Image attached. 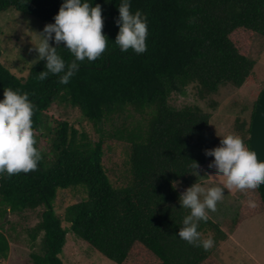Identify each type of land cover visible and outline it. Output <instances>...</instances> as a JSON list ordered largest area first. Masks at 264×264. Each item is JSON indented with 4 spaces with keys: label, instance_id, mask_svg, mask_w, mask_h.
<instances>
[{
    "label": "trees",
    "instance_id": "trees-1",
    "mask_svg": "<svg viewBox=\"0 0 264 264\" xmlns=\"http://www.w3.org/2000/svg\"><path fill=\"white\" fill-rule=\"evenodd\" d=\"M121 2L92 0L102 9L107 47L97 60L80 62L68 84H60L53 74L40 80V71L46 70L42 59L26 78L0 60V98L6 88L28 93L35 105L34 146L39 149V139L45 137L52 154L47 159L41 153L35 171L0 175V226L9 213L43 207L29 230L32 245L38 238L41 244L31 253L33 264H65L61 253L69 231L117 264H219L212 249L194 247L177 234L189 211L181 207L179 196L195 179L189 182L195 175L192 165L195 161L205 177L214 159L205 149L218 146L220 138L210 129V113L197 105L177 108L169 97L189 84L205 95L228 83L243 86L255 66L251 46L264 36V0H130L133 12L139 9L147 16V50L142 54L121 52L115 44ZM61 3L0 0V13L15 9L46 24L54 22ZM57 51L66 62L73 59L63 42ZM258 99L249 121L242 120L237 128L249 148ZM54 104L79 109L98 138L68 119L52 121L47 111ZM131 111L144 120L130 122ZM115 117L121 122L110 135L130 148L131 180L123 187L113 184L104 165V122ZM66 189L82 191L84 197L69 204L62 218L55 200ZM236 193L241 202L234 227L264 212V184ZM250 199L255 207L248 206ZM198 231L202 238L210 231L218 235L216 241L228 238L210 217L199 223ZM9 250L0 230V264Z\"/></svg>",
    "mask_w": 264,
    "mask_h": 264
},
{
    "label": "rangeland",
    "instance_id": "rangeland-1",
    "mask_svg": "<svg viewBox=\"0 0 264 264\" xmlns=\"http://www.w3.org/2000/svg\"><path fill=\"white\" fill-rule=\"evenodd\" d=\"M45 23L37 17L21 13L15 9H8L0 13V50L1 62L17 77L26 78L30 69L40 60L37 57L33 44L39 42ZM33 43V44H32ZM51 43V41H50ZM251 57L255 60V66L249 79L241 87L233 84H226L212 94H202L194 84H189L181 91H174L169 97L170 103L177 107L197 105L203 111L210 113V129L221 139L220 136L235 134L241 137L238 125L242 120L249 121L254 108L255 101L264 90V36H257L251 46ZM132 112V111H131ZM129 121L142 119L141 114L134 111ZM48 117L54 121L56 118L68 119L78 128H84L98 138L93 125L84 117L77 108L65 104H54L47 111ZM116 117L104 122V132L106 139L104 165L110 175L113 184L117 187L126 186L131 180L129 166L130 148L127 142L110 135L115 126L120 125ZM39 150L45 158H52L50 152V141L45 137L39 139ZM206 179L201 173L190 178L191 184L200 183L204 186H214L221 183L224 177L216 173L215 168L205 170ZM237 189H225L224 198L217 203V210L209 212V217L219 224L225 232L234 231L240 224L234 227L235 217L241 202L236 193ZM84 197L82 191L76 189L60 190L55 200V210L60 217H64L66 207L74 202L80 201ZM43 207L29 209L20 214L9 213L7 221L0 230L7 236L10 250L8 258L3 264H33L31 253L40 250V238L35 246L29 237V230L40 220ZM244 221V220H243ZM243 223L242 236L246 233V238H241L245 245L243 248L234 247L233 242L227 246L224 240H215L213 231L203 233V238L211 236L214 240L212 256L219 264H258L251 254L256 253L258 260L264 263V212ZM63 224H68L63 221ZM225 232V233H226ZM227 234V233H226ZM216 235V236H215ZM223 245V247H221ZM221 248V250H220ZM61 257L65 264H117L102 254L95 251L88 243L78 238L72 231L67 233ZM247 260V262H246Z\"/></svg>",
    "mask_w": 264,
    "mask_h": 264
},
{
    "label": "clouds",
    "instance_id": "clouds-1",
    "mask_svg": "<svg viewBox=\"0 0 264 264\" xmlns=\"http://www.w3.org/2000/svg\"><path fill=\"white\" fill-rule=\"evenodd\" d=\"M118 18L115 23L119 31L115 44L121 52L131 49L135 54L147 50V16L137 9L131 10L130 0H122L118 6ZM54 22L46 23L39 33V42L33 44L39 60L45 61V69L40 71V80L49 74L59 75L60 84H68L79 70L80 62L97 60L105 52L108 39L102 32L104 19L100 4L92 0H62ZM51 41V43H50ZM63 42L73 59L66 62L58 53ZM34 103L26 92L6 88L0 98V175L12 176L21 172L35 171L41 160V151L36 144L33 131ZM218 146L205 149V155L211 156L209 168L224 177L214 186L194 183L179 196L182 208L188 214L182 218V226L177 236L205 251L214 245L211 236L202 238L198 231L200 222H207L209 212L217 210V203L224 198V190L235 188L240 191L254 190L264 184V160L258 161L257 154L245 145L242 138L235 134L220 136ZM199 165L194 161L192 173L198 175ZM249 207H255V201L248 200Z\"/></svg>",
    "mask_w": 264,
    "mask_h": 264
},
{
    "label": "water",
    "instance_id": "water-1",
    "mask_svg": "<svg viewBox=\"0 0 264 264\" xmlns=\"http://www.w3.org/2000/svg\"><path fill=\"white\" fill-rule=\"evenodd\" d=\"M250 149L256 152L258 161L264 160V90L255 108L250 133Z\"/></svg>",
    "mask_w": 264,
    "mask_h": 264
},
{
    "label": "crops",
    "instance_id": "crops-1",
    "mask_svg": "<svg viewBox=\"0 0 264 264\" xmlns=\"http://www.w3.org/2000/svg\"><path fill=\"white\" fill-rule=\"evenodd\" d=\"M205 178L208 179L209 177H205ZM259 214H261V213H259ZM259 214H257V215H259ZM257 215H255V216H257ZM255 216H252V217L247 218L244 221H242V223L234 231H232V233L225 231L227 233L228 238L226 239V241L224 240L225 241L224 243L227 246H229L228 243L233 242L234 247L237 246L239 248H243L244 245H245V242L241 238H244V239L246 238V233L243 236L240 234L242 232L243 228H244L243 223H247L246 221L249 220V219H254ZM221 247H223V245H221ZM220 250H221V248H220ZM250 254H251L250 261L253 262V258H254L256 263H258V264H264V263H262V262H260L258 260V257H257V254L256 253H250L249 252V255ZM246 262H247V260H246Z\"/></svg>",
    "mask_w": 264,
    "mask_h": 264
}]
</instances>
